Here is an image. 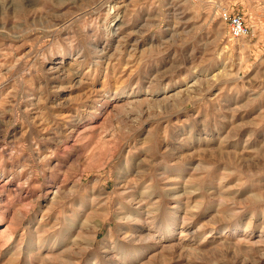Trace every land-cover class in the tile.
Masks as SVG:
<instances>
[{
    "label": "rangeland",
    "instance_id": "1",
    "mask_svg": "<svg viewBox=\"0 0 264 264\" xmlns=\"http://www.w3.org/2000/svg\"><path fill=\"white\" fill-rule=\"evenodd\" d=\"M0 233V264H264V0H0Z\"/></svg>",
    "mask_w": 264,
    "mask_h": 264
},
{
    "label": "built area",
    "instance_id": "2",
    "mask_svg": "<svg viewBox=\"0 0 264 264\" xmlns=\"http://www.w3.org/2000/svg\"><path fill=\"white\" fill-rule=\"evenodd\" d=\"M217 16L225 24L227 33L231 38L246 37L249 34V28L241 14L221 9Z\"/></svg>",
    "mask_w": 264,
    "mask_h": 264
},
{
    "label": "bare ground",
    "instance_id": "3",
    "mask_svg": "<svg viewBox=\"0 0 264 264\" xmlns=\"http://www.w3.org/2000/svg\"><path fill=\"white\" fill-rule=\"evenodd\" d=\"M6 3H8V2H6ZM2 4V3H1ZM6 9V8H5ZM114 24V23H113ZM218 72H220V71H218ZM218 72H216V73H213L212 75H211V77H215V76H217V73ZM204 75V74H203ZM209 78V77H208ZM199 80V77H196L195 79H194V82L193 83H191L192 85H194V84H196L197 83V81ZM199 85V84H198ZM174 92V91H173ZM187 93H188V91H186V89L185 90H182V89H179L177 92H174V93H171L170 95H167V93H166V95L163 97V98H161L160 99V103L161 102H171V104H174L176 101L177 102H179V101H186L187 99H188V95H187ZM183 94H185V96H187L186 98H181L180 99V96L181 95H183ZM184 99H186V100H184ZM147 100H149V99H134L133 98V100H130V101H128L127 100V102H126V105H127V107L125 108V111H126V109H130V110H132L133 108H136V107H138V106H140L141 104H143L145 101H147ZM152 102H157V103H159L158 102V100H151ZM149 102V101H148ZM148 102H145V103H148ZM179 104V103H178ZM173 106V105H172ZM116 107V106H115ZM129 113V112H128ZM57 193V191L55 192V194ZM1 234V233H0Z\"/></svg>",
    "mask_w": 264,
    "mask_h": 264
}]
</instances>
